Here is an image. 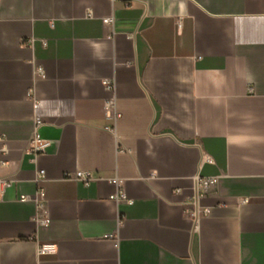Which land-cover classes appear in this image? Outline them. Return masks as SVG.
<instances>
[{"label": "crops", "instance_id": "1", "mask_svg": "<svg viewBox=\"0 0 264 264\" xmlns=\"http://www.w3.org/2000/svg\"><path fill=\"white\" fill-rule=\"evenodd\" d=\"M0 136V264H264V0H0Z\"/></svg>", "mask_w": 264, "mask_h": 264}, {"label": "built area", "instance_id": "2", "mask_svg": "<svg viewBox=\"0 0 264 264\" xmlns=\"http://www.w3.org/2000/svg\"><path fill=\"white\" fill-rule=\"evenodd\" d=\"M103 23L106 26L114 27L115 20L113 17H106L103 19ZM33 42L34 40L31 39L30 45H32ZM42 43L44 46L47 45L46 40H42ZM37 75L42 78H45V74L42 70H38ZM104 85L109 90L113 88L109 81H105ZM105 117L108 119H113L115 121L121 118V114L117 111L115 99H110L105 102ZM42 126H43L42 120L39 117H36L33 137L29 144V153L33 154L35 157L44 153L49 145L48 142L44 140L40 134V129ZM3 143H5V138L3 136H0V144ZM1 151L6 153L7 149L4 147L1 149ZM209 162L212 163L213 161L209 159ZM5 164L6 163L3 161L0 162V165L2 166ZM66 179L74 182H81L85 186H89V184L93 180H95L93 173L87 170L78 171L72 176L71 175L67 176ZM46 181H47L46 172L44 170H40L36 178L37 190L35 194L22 195L20 196L19 201L23 203L33 202L35 203L37 209L43 210L45 208V203H46V189H45ZM106 181L109 185L114 186L116 188V192L109 197L110 200H113L117 203H126L128 205H133V200H131L127 196L125 190L123 189V181L120 178L118 177L109 178L106 179ZM216 182H217V178H202L200 176H197L195 178V188H194L192 208H187L185 210V214L187 215V217L192 219L195 223L198 222L201 216H208L210 214V208L203 207L201 205V199L203 198L206 189L212 186L213 184H215ZM10 186H11V182L0 176V193L2 194V192ZM38 221L41 225L48 224L47 217L38 219ZM51 249L52 247L48 245H43L41 248H39V255L48 254L51 252Z\"/></svg>", "mask_w": 264, "mask_h": 264}]
</instances>
